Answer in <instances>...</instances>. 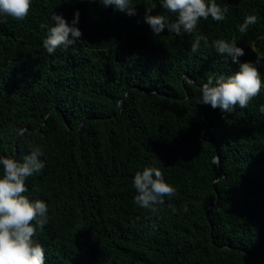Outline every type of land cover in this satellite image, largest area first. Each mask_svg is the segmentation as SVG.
I'll use <instances>...</instances> for the list:
<instances>
[{"label": "trees", "instance_id": "obj_1", "mask_svg": "<svg viewBox=\"0 0 264 264\" xmlns=\"http://www.w3.org/2000/svg\"><path fill=\"white\" fill-rule=\"evenodd\" d=\"M132 3L129 16L99 0H33L24 21L0 23V157L44 152L25 195L48 205L35 237L46 264H264V88L248 108L205 105L209 122L197 103L209 77L239 71L214 40L244 48L241 63L264 53V0H217L226 19L200 20L209 43L195 53L193 35L155 36L145 22L153 4L172 15L160 0ZM77 10L81 39L47 53L53 12L71 24ZM247 15L258 23L241 34ZM145 167L177 189L156 214L134 202Z\"/></svg>", "mask_w": 264, "mask_h": 264}, {"label": "clouds", "instance_id": "obj_2", "mask_svg": "<svg viewBox=\"0 0 264 264\" xmlns=\"http://www.w3.org/2000/svg\"><path fill=\"white\" fill-rule=\"evenodd\" d=\"M99 2L106 7L114 6L129 16L136 14L132 0ZM32 3L33 0H0V23H7L9 18L24 21L30 14ZM160 6L172 15H151L156 7L153 4L146 9L145 22L150 25L155 36L165 29L177 36L181 33L193 35L192 53L199 50L202 41L205 45L209 43L208 37L197 31L200 20L211 17L221 22L229 11L227 6H221L217 0H160ZM74 17L69 24L62 14L53 12L51 19L55 24L43 41L47 53L55 54L57 49H67L81 39L83 33L77 27L80 17L78 10ZM257 23L256 15H247L243 23L238 25V30L246 34L249 27ZM211 46L222 56L231 57L232 62L239 65V71L227 77H209L200 88L201 95L197 103L227 112H233L237 107L248 108L264 88V77L256 67L264 60V53L257 54L255 63H241L240 57L245 55V50L235 42L217 39ZM260 111L264 113V106H261ZM43 155V150L38 147L22 160L0 157V166L3 168L0 176V264H46L45 249L35 237L48 223V205L43 200L33 201L25 195L28 192L26 180L45 168V162L40 159ZM133 186L137 193L135 204L152 214L159 212L166 197L177 195V189L165 180L163 172L157 167H145L143 171H137Z\"/></svg>", "mask_w": 264, "mask_h": 264}, {"label": "water", "instance_id": "obj_3", "mask_svg": "<svg viewBox=\"0 0 264 264\" xmlns=\"http://www.w3.org/2000/svg\"><path fill=\"white\" fill-rule=\"evenodd\" d=\"M189 80L191 81V79H189ZM120 107H121V105H120ZM204 108H205V104H202V112H203V116H204V118L207 120V122H209L207 116L205 115ZM67 126H68V128H70L68 124H67ZM206 130H207V128L203 130V133H204ZM214 162H215L216 164L219 165V156H217V157L214 159ZM248 263H249V258H248V260H247V264H248Z\"/></svg>", "mask_w": 264, "mask_h": 264}]
</instances>
